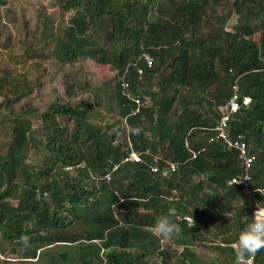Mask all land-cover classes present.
Instances as JSON below:
<instances>
[{
	"label": "trees",
	"instance_id": "1",
	"mask_svg": "<svg viewBox=\"0 0 264 264\" xmlns=\"http://www.w3.org/2000/svg\"><path fill=\"white\" fill-rule=\"evenodd\" d=\"M56 3L68 15L66 24L44 30L55 40L57 60L89 58L115 75L89 85L85 97L37 114L11 112L29 85L0 71V112L8 113L11 126L0 152V253L14 243L17 264H147L152 253L164 264L172 258L235 264L233 243L264 207V0ZM30 50L46 58L44 47ZM234 81L250 97L229 126L254 155L250 192L229 183L243 176V165L214 131ZM71 87L65 85L69 96ZM128 126L142 131L129 136ZM132 149L140 151V162L124 160ZM32 150L39 160L30 163ZM168 161L175 169L167 175L151 171ZM169 213L181 229L172 239L184 244L179 252L151 232L155 219ZM193 238L229 260H202L189 247ZM253 260L264 264V250Z\"/></svg>",
	"mask_w": 264,
	"mask_h": 264
},
{
	"label": "rangeland",
	"instance_id": "2",
	"mask_svg": "<svg viewBox=\"0 0 264 264\" xmlns=\"http://www.w3.org/2000/svg\"><path fill=\"white\" fill-rule=\"evenodd\" d=\"M3 1L4 3L0 0V71L7 70L19 83L27 81L30 90L13 104L12 113L31 110L38 114L54 102L67 103L78 100L85 97L89 85L96 86L114 77L115 72L108 65L89 58H80L73 63L57 60L53 53L55 40L47 38L44 30L45 24L48 25L47 27L52 25L56 28L66 24L68 15L61 12L56 0ZM30 46L34 51L44 47L46 58L31 56ZM70 83L71 89L74 88L72 96L65 93V85ZM10 138L11 126L8 113L2 111L0 112V152L5 151ZM37 160L39 157L32 150L29 162ZM193 241L194 244L189 247L194 249L202 260L217 263L229 260V255L216 249L214 245L199 242L195 238ZM161 245L177 252L184 246L173 240H161ZM17 246L14 243H5L0 259H9L17 264L21 260L20 252L14 251ZM147 262V264H164L156 253L148 255ZM170 264H181V262L172 258Z\"/></svg>",
	"mask_w": 264,
	"mask_h": 264
},
{
	"label": "built area",
	"instance_id": "3",
	"mask_svg": "<svg viewBox=\"0 0 264 264\" xmlns=\"http://www.w3.org/2000/svg\"><path fill=\"white\" fill-rule=\"evenodd\" d=\"M145 60L148 66L152 64V58L149 55H145ZM138 72L141 73L142 70L138 69ZM122 86L127 87L128 84L126 82L122 83ZM231 95L226 100L225 104L219 107L220 116L214 127V131L216 132V137L220 139L227 148L236 149L238 158L241 160L243 165V176H233L229 183H243L246 187V190L250 192L249 181H250V169L254 162V155L249 152L248 143L245 140V137L242 133H237L235 135H230L229 126L230 122L234 116V114L243 106H247L250 103V97L246 94H242L239 91V86L236 81H234L231 85ZM138 103V99H135ZM138 112V108L135 109L134 113ZM187 144V143H186ZM124 160H132L135 162H140L142 160L140 156V151L130 150L128 156ZM167 168H160L157 165L151 166V171L153 173H161L163 176L167 175L169 171L175 169V163L168 161ZM263 192V189H261ZM257 209L254 210V212ZM258 210L264 211V207L258 208ZM189 216H186L185 219L188 222ZM253 261L251 264H253Z\"/></svg>",
	"mask_w": 264,
	"mask_h": 264
},
{
	"label": "clouds",
	"instance_id": "4",
	"mask_svg": "<svg viewBox=\"0 0 264 264\" xmlns=\"http://www.w3.org/2000/svg\"><path fill=\"white\" fill-rule=\"evenodd\" d=\"M141 131L140 127L133 128L128 126L126 128L129 136L139 135ZM188 224L189 228L194 226L195 221L192 216L188 218ZM151 232L157 238L169 241L174 237H178L181 229L172 219L171 213H169L160 215L155 219V223L151 226ZM21 242L24 248L31 246L28 237H22ZM232 247L235 253V264H251L255 255L259 251L264 250V211L257 209L253 213L251 222L239 232Z\"/></svg>",
	"mask_w": 264,
	"mask_h": 264
}]
</instances>
